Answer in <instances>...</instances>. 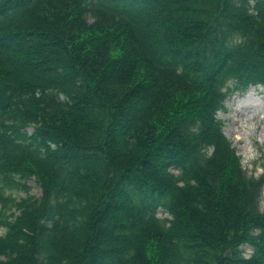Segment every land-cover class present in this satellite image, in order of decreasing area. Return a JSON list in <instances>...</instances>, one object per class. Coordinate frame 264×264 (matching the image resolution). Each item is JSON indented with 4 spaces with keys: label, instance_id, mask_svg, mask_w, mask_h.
<instances>
[{
    "label": "trees",
    "instance_id": "16d2710c",
    "mask_svg": "<svg viewBox=\"0 0 264 264\" xmlns=\"http://www.w3.org/2000/svg\"><path fill=\"white\" fill-rule=\"evenodd\" d=\"M257 86L264 0H0V264H264Z\"/></svg>",
    "mask_w": 264,
    "mask_h": 264
},
{
    "label": "rangeland",
    "instance_id": "374dc122",
    "mask_svg": "<svg viewBox=\"0 0 264 264\" xmlns=\"http://www.w3.org/2000/svg\"><path fill=\"white\" fill-rule=\"evenodd\" d=\"M224 108L217 114V118L223 123L225 137L235 148L247 174L254 177L260 176L261 155L264 151V86L252 87L242 96L234 95L228 98ZM27 184L31 188L30 194L40 195L39 188L32 180ZM9 193L16 199L25 196L21 191L13 190ZM260 209L264 211V188ZM2 233L0 228V235ZM244 253L248 257L251 249L244 247Z\"/></svg>",
    "mask_w": 264,
    "mask_h": 264
},
{
    "label": "bare ground",
    "instance_id": "6f19581e",
    "mask_svg": "<svg viewBox=\"0 0 264 264\" xmlns=\"http://www.w3.org/2000/svg\"><path fill=\"white\" fill-rule=\"evenodd\" d=\"M250 94V93H249Z\"/></svg>",
    "mask_w": 264,
    "mask_h": 264
}]
</instances>
